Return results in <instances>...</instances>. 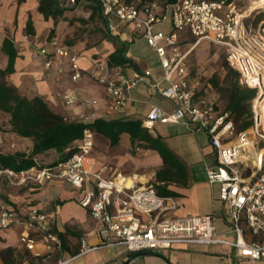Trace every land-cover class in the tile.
<instances>
[{
    "label": "crops",
    "instance_id": "crops-1",
    "mask_svg": "<svg viewBox=\"0 0 264 264\" xmlns=\"http://www.w3.org/2000/svg\"><path fill=\"white\" fill-rule=\"evenodd\" d=\"M39 1L0 0V69H4L8 63V56L1 49L2 41L7 37L14 44L17 54L13 72L4 76L3 80L13 85L20 95L43 98L54 112L67 121L130 118L142 122L153 106L167 112L174 108L175 102L160 93V88L166 84L162 79L163 71L154 49L146 42L142 28L120 21L115 16L103 15L100 7L88 0H80L56 20L45 18L38 10ZM156 12H161L159 6ZM28 18L31 20L32 33L26 31ZM154 29L163 32L172 30L170 9L165 10V17L154 24ZM194 42L195 38L187 30L179 33L178 48L181 52L187 51ZM53 43L78 54L81 73L78 81L74 82L70 78L72 69L67 56L60 57V64L54 61L50 67H44V57L39 51L41 48L51 49ZM121 43L125 45L128 61L110 64L108 56ZM211 44L216 45L201 40L188 53L185 64L191 83L198 80L197 74L206 75L208 72L202 59L193 63L196 68L193 70L191 54L198 46L206 48ZM98 59L111 67H117L127 77L144 75V80L138 81L130 89L129 98L120 112L112 109L103 85L89 75L94 61ZM145 71H149V74L145 75ZM215 71L216 68L209 77ZM207 86L210 88L209 83ZM200 90L197 87L198 94H201ZM65 95H71L73 101L67 103ZM86 99L96 102L86 106L83 102ZM151 133L163 139L186 173L183 178L166 182V188L174 194L163 196L173 197L177 205L172 213L179 216L210 214L217 231L227 238H233V234L228 232L226 205L218 198L219 184L210 183L207 179L208 169L216 165L215 149L208 133L186 121H157ZM14 139L18 151H30L32 141L24 138L30 146L25 149L16 135ZM78 142L72 145L77 146ZM51 152L50 149L41 155L49 154L54 158L51 163H55L59 156ZM90 154L95 160L94 171L103 178H109L114 170L121 171L125 175L123 182L127 187L154 186L158 183L155 173L163 166L156 150L136 148L126 132L120 134L115 145H111L103 134L93 132ZM36 160L42 162L38 155ZM102 166L107 168L102 169ZM244 171L247 172L246 179L253 177L251 168ZM87 188H94L92 177L82 187H74L64 179L13 186L0 178L2 200L21 216H25L33 206L38 207L46 214L45 224L57 234L60 241L59 246L54 245L48 250L41 236L30 229L34 247L28 249L20 240L22 225L14 224L5 232L0 229V264H264V259L238 257L233 247L221 243L181 242L159 252L141 253H132L119 242L108 243L98 233V221L91 216L88 208L78 203ZM140 217L146 218V215ZM244 236L246 239L264 240V235L252 236L248 231ZM82 244L91 248L82 251ZM4 249H10L8 263H4L1 257Z\"/></svg>",
    "mask_w": 264,
    "mask_h": 264
},
{
    "label": "built area",
    "instance_id": "built-area-1",
    "mask_svg": "<svg viewBox=\"0 0 264 264\" xmlns=\"http://www.w3.org/2000/svg\"><path fill=\"white\" fill-rule=\"evenodd\" d=\"M65 6H75L78 0H62ZM105 16H115L120 21L142 28L148 45L159 60L166 82L160 88L163 97L175 102L167 112L153 106L142 121V126L153 131L154 123L186 121L204 129L215 149L216 165L207 171L210 183L219 184L218 198L227 208L228 232L233 238L220 234L210 214L179 216L172 213L176 208L173 197L157 193L151 184L127 187L125 175L114 170L109 178H103L93 170L95 160L90 152L93 131L84 129L78 145L65 159L55 164H36L16 171L0 166V178L13 186L41 183L50 179H64L74 187H82L93 178L94 188H87L78 203L89 209L99 223L98 233L106 242H119L132 253L159 252L175 243H221L233 247L241 258L264 259V240L245 238L264 235V2L248 11V5L237 0H177L169 5L172 30H155L154 24L165 17L156 12L157 1L148 0H94ZM187 30L195 42L185 52L178 48L179 33ZM201 40H208L224 47L225 59L239 75V83L254 89L251 100L252 123L249 128L237 130L229 111L219 109L215 101L198 94L199 80L192 83L188 78L186 58ZM44 67L48 68L60 57L67 56L71 65L72 81L80 79L78 54L53 43L51 49L41 48ZM58 56V58H56ZM149 71H145V75ZM89 75L103 85L113 110H123L130 89L144 75H123L117 67L102 60H95ZM67 103L73 101L65 95ZM86 106L96 101L86 99ZM80 121H89L82 119ZM0 126V151H17L14 133ZM255 153H254V152ZM249 160H251L250 163ZM102 166V169H106ZM251 168L253 177L246 179L244 170ZM146 215V218H141ZM46 214L33 206L25 216L19 215L1 198L0 229L5 232L14 224L23 226L20 240L33 249L34 239L29 230L34 229L50 250L60 241L56 233L45 224ZM91 247L82 244V251Z\"/></svg>",
    "mask_w": 264,
    "mask_h": 264
},
{
    "label": "trees",
    "instance_id": "trees-1",
    "mask_svg": "<svg viewBox=\"0 0 264 264\" xmlns=\"http://www.w3.org/2000/svg\"><path fill=\"white\" fill-rule=\"evenodd\" d=\"M88 1L99 7L94 0ZM145 1L148 0H142V2ZM156 1L159 9H161L160 14H162L169 5L177 0ZM73 7L65 6L62 0H40L38 10L45 18L51 17L56 20L64 11ZM26 31L29 33L33 32L30 18H28L26 23ZM1 49L7 54L8 63L4 69H0V117L1 114L7 115L6 125L0 124V126L15 135L29 138L32 141V147L29 152L18 150L15 152L0 151L1 167H9L19 171L41 164L36 160V156L50 149H55L59 153V160L55 161L57 163L75 150L76 146H73L72 143L82 137L86 128L106 136L111 145H115L119 140L120 134L126 132L136 148L153 149L159 153L163 166L155 173V179L158 183L154 186L160 195L174 194L166 188V182L175 180L178 177L183 178L186 173L181 163L159 135H153L137 119L114 118L107 120L96 118L92 121L65 120L62 115L54 112L43 98L39 96L32 98L22 96L13 85L3 80L4 76L13 72V64L17 52L14 44L7 37L3 39ZM127 61L124 43H121L108 56L110 64H123ZM222 68L224 70L222 77L217 72H214L207 79V82L218 91L223 101L222 107L216 102L215 104L219 109L230 112L237 130L247 129L252 123L251 100L256 92L254 89L239 83L238 73L229 67L226 59L222 62ZM160 182L164 183L161 184ZM9 254L10 249L1 251L4 263H8Z\"/></svg>",
    "mask_w": 264,
    "mask_h": 264
},
{
    "label": "rangeland",
    "instance_id": "rangeland-1",
    "mask_svg": "<svg viewBox=\"0 0 264 264\" xmlns=\"http://www.w3.org/2000/svg\"><path fill=\"white\" fill-rule=\"evenodd\" d=\"M249 2H250V0H237V3L239 5H246ZM215 52H216V55H214ZM190 59H191V67L192 68L194 67L193 63H195V61L197 59H202V61L206 64L205 69L208 71L207 74L206 75H201V73L197 74L198 80H199L198 88L201 89L200 90L201 95L208 96L209 98L214 100L216 103H218L222 107L223 101L220 98L218 91L216 89H214L211 85H210V88H208L207 79H208L210 73L213 71L214 68H216L215 72H217L222 77V75L224 73V70L222 68V62H223V60H225L224 47L219 46V45L214 46L211 44L210 46H206V48H203L200 45L193 51ZM195 69L196 68L194 67L193 70H195ZM6 120H7V115L1 114L0 124L6 125ZM16 136H17V140L22 144V147H24L25 149H28V147H30L28 144L29 142L27 141L29 138H27V140H26V139H24V137H20L18 135H16ZM29 140L31 141V139H29ZM51 151H52L51 153H56V155L59 156V153L55 149H51ZM38 157H39L40 161H42L41 164H43V165L50 164L51 161L54 159L53 157H50L49 154L41 155V153H40V154H38ZM250 162H251V160H249L248 163H250ZM246 173L247 172L244 171L245 175H246Z\"/></svg>",
    "mask_w": 264,
    "mask_h": 264
},
{
    "label": "bare ground",
    "instance_id": "bare-ground-1",
    "mask_svg": "<svg viewBox=\"0 0 264 264\" xmlns=\"http://www.w3.org/2000/svg\"><path fill=\"white\" fill-rule=\"evenodd\" d=\"M260 1L264 2V0H250L249 5H248L249 7L248 11H251L252 9L256 8L258 5H260Z\"/></svg>",
    "mask_w": 264,
    "mask_h": 264
}]
</instances>
